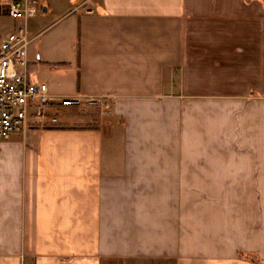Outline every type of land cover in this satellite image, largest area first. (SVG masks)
I'll return each instance as SVG.
<instances>
[{
    "label": "crops",
    "instance_id": "obj_1",
    "mask_svg": "<svg viewBox=\"0 0 264 264\" xmlns=\"http://www.w3.org/2000/svg\"><path fill=\"white\" fill-rule=\"evenodd\" d=\"M42 2L31 73L102 114L0 141V264H264V0Z\"/></svg>",
    "mask_w": 264,
    "mask_h": 264
},
{
    "label": "built area",
    "instance_id": "obj_2",
    "mask_svg": "<svg viewBox=\"0 0 264 264\" xmlns=\"http://www.w3.org/2000/svg\"><path fill=\"white\" fill-rule=\"evenodd\" d=\"M3 2L7 4L6 14L21 22L6 30L0 44V141L27 132L31 115L42 118L55 107L83 101L79 95L51 92L48 84L37 81L29 69V49L36 36L31 34L28 21L39 10V0Z\"/></svg>",
    "mask_w": 264,
    "mask_h": 264
},
{
    "label": "rangeland",
    "instance_id": "obj_3",
    "mask_svg": "<svg viewBox=\"0 0 264 264\" xmlns=\"http://www.w3.org/2000/svg\"><path fill=\"white\" fill-rule=\"evenodd\" d=\"M42 0H39V5L40 8L37 11V13L33 16L29 17V20L32 24L35 25V33L36 38L34 40L33 45L31 46L30 50L33 48V46L36 48V44H42L43 43H47L48 48H44L41 45V49L43 50V52H47L49 55H52L53 60H50V62H43L42 60L40 61L36 54L34 52H32V54H30V60L33 61V65H38V67H40V65L44 66V68H46L47 70L53 71L55 70L57 64H55L54 59L55 57L58 55V53L56 52V43H55V39L58 36V33L56 34V32L58 30L62 31V41H63V50L62 51H66V49L70 50V47L68 46L69 44V40L75 41L76 38L74 37H70L68 34V31L66 29H64V26L66 24V22H68L69 18H65L66 16H62L60 14L54 13L53 11H47L45 12L43 10L42 6ZM6 8H7V4L5 2H3V0H0V44L2 41V38L4 36V33L6 32V30L8 29V24L11 22V20H13V17L9 16L6 14ZM17 23V22H16ZM15 26V25H14ZM68 47V48H67ZM32 51V50H31ZM34 51V49H33ZM51 57V58H52ZM31 63V62H30ZM34 66H32L33 68ZM31 69V68H30ZM38 73V72H37ZM36 74V73H35ZM33 75V74H32ZM34 77V75H33ZM35 78V77H34ZM102 112H101V108L98 104H90L89 102H85V101H81L80 103L77 104H73L71 106H67V107H55L52 111L46 112V114L43 115V119L48 121V123L50 122H54V120L52 119L53 117H59L62 118L63 120H66L64 123H62L65 126H75V125H81V126H90L92 125L94 122L92 121H96L97 118H99L101 116ZM108 114V110L105 109V115ZM32 121L31 122H35L36 120V115H31L30 118ZM41 119V118H39ZM78 121V122H77ZM59 123V122H57ZM56 123V124H57ZM61 123V121H60ZM59 123V124H60ZM38 124V123H37ZM96 124V122H95ZM38 125H42V124H38Z\"/></svg>",
    "mask_w": 264,
    "mask_h": 264
},
{
    "label": "water",
    "instance_id": "obj_4",
    "mask_svg": "<svg viewBox=\"0 0 264 264\" xmlns=\"http://www.w3.org/2000/svg\"><path fill=\"white\" fill-rule=\"evenodd\" d=\"M43 10L46 11V10H47V6H44V7H43Z\"/></svg>",
    "mask_w": 264,
    "mask_h": 264
},
{
    "label": "trees",
    "instance_id": "obj_5",
    "mask_svg": "<svg viewBox=\"0 0 264 264\" xmlns=\"http://www.w3.org/2000/svg\"><path fill=\"white\" fill-rule=\"evenodd\" d=\"M43 8V6H41Z\"/></svg>",
    "mask_w": 264,
    "mask_h": 264
}]
</instances>
